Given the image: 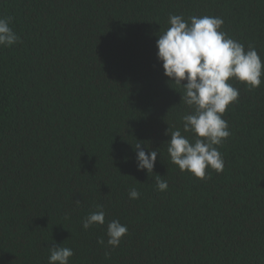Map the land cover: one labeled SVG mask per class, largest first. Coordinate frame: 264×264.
Wrapping results in <instances>:
<instances>
[{
  "label": "trees",
  "instance_id": "obj_1",
  "mask_svg": "<svg viewBox=\"0 0 264 264\" xmlns=\"http://www.w3.org/2000/svg\"><path fill=\"white\" fill-rule=\"evenodd\" d=\"M170 15L220 17L264 61V0H0L20 38L0 47V264H48L57 245L70 264H264V83L230 81L223 172L181 171L166 133L192 110L156 54ZM138 141L159 150L150 175ZM98 205L105 225L84 230ZM114 219L128 233L112 249Z\"/></svg>",
  "mask_w": 264,
  "mask_h": 264
},
{
  "label": "clouds",
  "instance_id": "obj_2",
  "mask_svg": "<svg viewBox=\"0 0 264 264\" xmlns=\"http://www.w3.org/2000/svg\"><path fill=\"white\" fill-rule=\"evenodd\" d=\"M168 23L169 27L158 34L157 58L169 81L183 89L181 103L192 111L182 117L183 133H190L191 138L170 127L166 135L171 139L165 145L172 164L203 180L208 169L221 173L225 167L217 146L231 132L223 115L238 102L240 95L230 81H239L248 90L258 89L264 83V61L254 46L249 45L246 50L243 43L222 31L224 21L220 17L193 15L186 20L182 15H170ZM10 24L11 17H0V47L10 48L20 42ZM133 147L137 170L153 173L159 150L146 153L143 142L139 141ZM155 187L163 192L168 189V183L156 175ZM139 196L135 188L129 190L130 199ZM97 209L83 219L84 230L105 225L106 213L102 206L98 205ZM127 233V225L118 219L108 221V247H119ZM97 242L101 246L105 244L103 238ZM73 255L69 247L51 246L48 264H70Z\"/></svg>",
  "mask_w": 264,
  "mask_h": 264
}]
</instances>
